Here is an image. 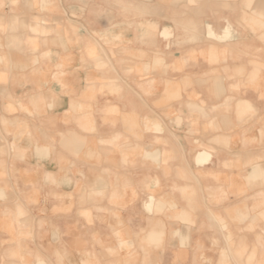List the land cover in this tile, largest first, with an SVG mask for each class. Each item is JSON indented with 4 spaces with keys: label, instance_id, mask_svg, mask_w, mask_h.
<instances>
[{
    "label": "crops",
    "instance_id": "1",
    "mask_svg": "<svg viewBox=\"0 0 264 264\" xmlns=\"http://www.w3.org/2000/svg\"><path fill=\"white\" fill-rule=\"evenodd\" d=\"M220 3L264 24V0ZM29 4L18 25L0 17V205L29 223V246L78 263L96 233L111 248L103 233L144 232L130 240L147 247L150 232L171 231L190 263L202 248L214 264H264V31L246 32L224 11L220 42L181 50L165 46L159 19L158 33L105 26L109 41L124 44L106 57L83 29L95 1ZM91 20L93 31L106 22L95 11ZM135 150L140 161L131 160ZM118 152L130 153L123 165ZM163 168L172 171L171 190ZM139 183L153 191L142 200L173 202L171 223L150 221L144 203L121 207ZM186 200L187 208L176 202Z\"/></svg>",
    "mask_w": 264,
    "mask_h": 264
},
{
    "label": "rangeland",
    "instance_id": "2",
    "mask_svg": "<svg viewBox=\"0 0 264 264\" xmlns=\"http://www.w3.org/2000/svg\"><path fill=\"white\" fill-rule=\"evenodd\" d=\"M28 1L30 2L31 0H0V17L3 15L12 16L13 18L10 19L11 27L18 25V17L23 14H28V11L31 10V8L29 9L30 4ZM93 1L96 2L95 9L85 6L86 11L83 29L89 38L95 39V44L93 46L101 47L106 57L115 56V48H123L124 44L123 39L120 36L116 37L113 41H109L106 37L107 35L105 36L99 31V29H103L105 26L106 28H117L118 31L121 32L126 28H133V30L136 31L139 27H146L148 25L149 31L154 30L158 33L160 32L158 26L160 25L152 22L159 19L165 22V27L161 31L162 37L166 39L165 46L168 49L175 48L181 50H184L189 44L196 42L201 44L206 42H220L219 36L216 32L220 31V28L223 26L221 21L222 16H224V11H227L232 19L239 21V25H242L240 26L242 30L246 32L256 30L264 31V24L255 26L251 21H248L245 18H240L242 17L240 14L241 9H223L220 3L221 0H183L182 3H180L182 0H145L147 4L144 6H142L141 0ZM223 1L231 3V1L239 0ZM37 11L42 12L41 9H37ZM94 11L96 12V21H98V19L106 20V22L102 24H100L99 21L96 22L95 31H93V20H91ZM142 18H148V24H141L140 21ZM240 19H244V24L241 23ZM69 26L76 31V25L70 24ZM101 26L104 27L100 28ZM162 26L163 24H161V27ZM198 30L202 32V39H196L193 36ZM230 30L231 29L228 27L225 29V31L228 32H230ZM0 33L2 34L3 31ZM179 34L181 35V39L179 38ZM229 36L231 37V35ZM261 42V45L264 48V40H261ZM88 46L92 47V44ZM249 47L250 46L248 45L245 46L246 50ZM124 75V72L115 73L117 79H123ZM114 139L118 141L123 139V137H115ZM193 152H191V154ZM127 155L124 152L117 153V158L121 161L122 165L125 163L126 159H130V153ZM131 156V160L133 159V161H140L141 159L139 150L132 152ZM182 159H184V156H182ZM118 169L120 170V168ZM121 170H124V168ZM150 170H153L155 173L157 171L156 168ZM162 172L164 173V180L166 182L165 189L171 190L172 178L170 177L172 176V171L168 168H163ZM188 173L189 170L187 167L181 168L182 180L186 178ZM193 174L198 180L203 177L199 171H194L192 175ZM140 184L141 183L132 186V196L134 199H131L130 205H126V203L128 204L127 200L121 201L124 205L119 203L118 205H121V207L127 206L133 209H141L144 203L147 212L150 214V221L156 220L160 217L166 222L171 223L175 217L173 215V202L171 200H165L162 203L156 199L142 200L140 198L142 194H148V196H151L153 195V191L150 189L146 190L144 187L142 189ZM146 202H148V205H146ZM176 202H179L182 206L185 204L186 207L184 208H187L188 206L187 200ZM11 211V209L8 210L4 205H0V264H64L61 262L59 256H51L50 251L46 248H31L29 246L31 234L29 232V223L21 222V224H18L16 222V217H14ZM158 213L160 214L159 216L156 215ZM84 218L89 219L90 217L84 216ZM132 218L137 220L141 219V217L137 215ZM28 219L29 217L26 216L24 221H27ZM120 222L123 224L122 220ZM142 233L144 232H126L123 230H118L112 233H103L106 237L111 239V243H113L111 248L104 247L106 241H100L97 238L98 233H96V240L93 241V238H91L84 254L77 258L78 263L69 262L67 264H130V262H134V264L136 262H138L136 264H214L210 258L201 257V252L204 254L203 251L205 250L202 248L192 249L194 252L191 258L193 262L190 263V256L187 248L178 249L172 246L173 233L171 231L164 232V237H160L162 233L157 234L155 232H150L148 242H146L147 247H145L146 245L141 246L138 243L137 245L136 242L130 240L132 235H134L133 238H135ZM109 235H111V237H109ZM182 243H185L183 242V237ZM94 249H96V254ZM40 250L44 253V257ZM101 250H105V253L100 255L98 252ZM44 259L49 260V263H45ZM229 264L238 263L234 259V262Z\"/></svg>",
    "mask_w": 264,
    "mask_h": 264
}]
</instances>
